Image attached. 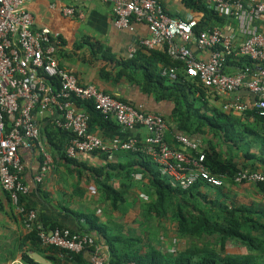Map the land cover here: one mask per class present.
Masks as SVG:
<instances>
[{
	"label": "built area",
	"instance_id": "built-area-1",
	"mask_svg": "<svg viewBox=\"0 0 264 264\" xmlns=\"http://www.w3.org/2000/svg\"><path fill=\"white\" fill-rule=\"evenodd\" d=\"M28 1L0 0V185L8 192L25 233L36 228L43 245L73 253L90 249V264H106L93 235L68 227L45 231L37 222V211L26 209L20 201V195L28 192V186L22 177L24 165L19 149L35 147L41 156L35 182H42L54 166L38 121L44 113L55 111L57 115L52 119L55 125L73 133L66 145L68 157L99 152L110 158L118 150H141L156 163L169 185L181 190L197 183L202 190L222 187L226 177L212 174L204 165V153L198 140L182 134L173 136L176 142L197 152V156H189L169 144L165 140L167 122L161 114L125 103L92 83H80L73 72L60 66L55 57L60 37L48 28L34 29ZM102 1L111 4L113 24L118 28H129L132 20L144 21L149 34L141 40V45L152 49L166 44L170 56L183 63L188 76L223 96L240 88L254 96L251 102L227 101L225 109L241 113L254 107L260 115L264 114V34L256 23L264 14V0H210L215 11L238 21L239 33L244 36L238 48L234 47L232 36L225 35L219 26L195 34L196 20L189 15L185 18L169 15L161 0ZM63 12L73 14L74 9L66 7ZM191 42L200 49H207L208 57H197L190 49ZM232 54L249 57L253 66L225 73L226 56ZM160 74L174 78L176 68L162 65ZM74 99L92 100L95 109L111 115L122 128L144 126L147 130L144 143L117 135L104 139L96 134L89 128L88 114L76 107ZM232 180L260 184L264 191V172L241 170ZM10 264L25 263L17 260Z\"/></svg>",
	"mask_w": 264,
	"mask_h": 264
},
{
	"label": "trees",
	"instance_id": "trees-1",
	"mask_svg": "<svg viewBox=\"0 0 264 264\" xmlns=\"http://www.w3.org/2000/svg\"><path fill=\"white\" fill-rule=\"evenodd\" d=\"M180 1L186 9L201 14L200 20L193 27L195 34L213 26H219L226 19L212 8L209 0ZM161 45L148 49V55L144 54L141 76L135 80L145 92L152 93L156 100L173 102L172 115L165 117L169 137L172 136V140L166 136L165 140L181 149L178 147L181 144L174 140L173 135L182 134L191 139L200 138L203 141L199 148L204 153V165L212 174L225 175L229 183H233V176L238 171H264V114L260 115L254 107L235 114L215 105L213 101L219 100L220 95L198 79L188 76L184 71L183 63L170 56L166 44ZM253 64V60L247 56L227 55L224 72L231 73L230 69L240 70ZM160 65L176 68V76L174 78L162 76ZM108 76V73L103 74L105 78ZM119 100L132 105L123 99ZM74 102L78 109L88 114V125L91 130L103 129L105 135L111 136L110 132L120 127L111 115L95 109L92 100L74 99ZM42 130L54 158L56 153L73 167L77 175H84L83 169L92 171L91 178L97 190L111 207L118 208L119 203L124 200L122 190L113 187V180L119 179L120 184H129L135 173L141 176L139 183H143L144 179L147 180L152 190L150 201L146 205L147 212L155 210L157 215L159 213L162 215L164 204L175 199L172 214L177 222V234L187 239L185 249L175 253L158 250L150 244L144 254H140L138 252L140 247L136 244L134 248L138 246V249L129 250L131 253L125 250L122 254L115 242L120 238L104 236V228L94 224L93 216L71 212L77 220L82 217L89 221L88 227L78 232L101 235L106 238L113 264L128 262L133 264H264V210L238 203L233 199L224 200L226 194L220 187L209 188L219 189L218 197L223 200L212 199L210 194L200 189L198 183L186 190L172 188L168 179L160 175L156 163L141 150H118L113 154V157L116 156L117 159L109 158L105 153L93 152L91 154L99 155L104 164L96 167L87 166L79 158H71L66 154V145L73 136L71 131L57 127L53 120L47 122ZM184 152L189 156L198 155L197 152L189 149ZM119 158H123L124 162ZM256 185L263 191L260 184ZM37 188L40 190L42 187L38 185ZM2 190L10 208L15 211L8 192L3 188ZM20 201L25 204L26 209H35L29 203L27 193L20 195ZM37 222L45 231L68 227L55 221L42 222L38 214ZM120 241L126 242L123 238ZM95 242L97 244V240ZM25 243L29 244L32 251L43 253L53 264L63 262L90 264L81 258L83 251L73 253L56 246L43 245L36 228L22 237V244ZM234 246L241 248L243 252H230L229 249ZM86 251L90 253V249ZM21 260L25 264H40L26 252H23Z\"/></svg>",
	"mask_w": 264,
	"mask_h": 264
},
{
	"label": "crops",
	"instance_id": "crops-1",
	"mask_svg": "<svg viewBox=\"0 0 264 264\" xmlns=\"http://www.w3.org/2000/svg\"><path fill=\"white\" fill-rule=\"evenodd\" d=\"M161 2L171 16L185 18L189 15L196 22L201 18L200 13L186 9L180 0H161ZM66 7L73 8L74 13H64L63 8ZM27 8L33 16L34 29L48 28L52 33L59 35L61 42L55 57L59 65L73 72L80 83H92L111 96L123 99L143 111L159 113L164 116V119L172 115L174 107L172 101L156 100L152 93L145 92L135 80L141 76L144 54H149L148 49L141 45V40L149 34L148 26L144 21L132 20L129 28H118L113 24L111 4L102 0H29ZM222 15L226 19L219 27L225 35L232 36V43L235 48H238L244 39V36L239 33L238 21L233 17ZM256 23L259 31L264 34V14ZM177 41L180 42L178 39ZM189 46L197 57L203 59L208 57L207 49L198 48L194 42H191ZM230 72L235 73L237 70L230 69ZM106 73L109 74L108 78L103 77ZM218 94L219 100H214L213 103L226 111L223 104L227 101L239 99L242 102H251L254 99L253 94L245 88L235 90L227 96ZM229 111L238 114L236 111ZM56 115L54 111L39 117L40 129L42 130L45 124ZM93 131L104 139L112 135L134 138L138 144H143L147 135V130L142 125L129 129L119 127L110 132L111 136L105 135L103 129ZM43 133L42 130L41 134L48 148L47 139ZM169 134L167 130L165 136L172 140ZM195 140H198L200 144L203 142L197 137ZM178 147L183 149V152H187L184 146ZM48 150L54 160V166L42 182H35L34 176L38 171L40 154L35 147L19 149V156L24 165L22 177L28 186V201L36 209L42 222L55 221L79 231L87 228L89 221L82 217L77 220L71 212L93 216L94 224L104 228V236L126 240L125 243L120 240L115 241L122 254L125 250L131 253L129 250L138 246L140 247L138 252L144 254L150 244L168 253L185 249L187 239L177 234V222L172 214L175 199L164 204L162 215L160 213L157 215L155 210L147 212L146 205L150 201L152 190L147 180L144 179L143 183H139L141 176L135 177V174H139L135 173L129 184H120L119 179L113 180V187L122 190L124 196V200L115 209L101 197L91 178L92 171L83 169L84 175H77L73 167L69 166L64 159L56 153L54 158L49 148ZM77 158L90 167L104 164V161L96 154H80ZM112 158L117 159L116 156ZM119 159L124 162L123 158ZM38 185L42 187L40 190L37 188ZM220 189L226 194L224 197L226 201L233 199L238 203L264 210V191H261L256 184L225 181ZM218 190L204 187L202 191L210 194L212 199L223 200L218 197ZM24 235L21 221L15 211L10 208L0 185V264H10V262L21 260L23 252L40 264H53L43 253L32 251L29 244L23 245ZM94 237L106 264H113L106 238L101 235H94ZM136 244L138 246L134 248ZM229 251L241 253L237 246L230 248ZM81 258L86 263H90L88 251H83ZM62 264L81 263L63 262Z\"/></svg>",
	"mask_w": 264,
	"mask_h": 264
},
{
	"label": "rangeland",
	"instance_id": "rangeland-1",
	"mask_svg": "<svg viewBox=\"0 0 264 264\" xmlns=\"http://www.w3.org/2000/svg\"><path fill=\"white\" fill-rule=\"evenodd\" d=\"M238 249L241 250V252H242V249L241 248L238 247Z\"/></svg>",
	"mask_w": 264,
	"mask_h": 264
}]
</instances>
